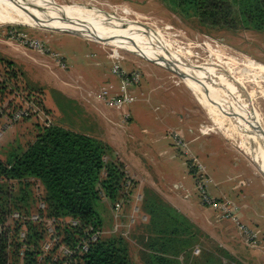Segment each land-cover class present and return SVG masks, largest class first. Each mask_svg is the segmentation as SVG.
I'll list each match as a JSON object with an SVG mask.
<instances>
[{
	"label": "rangeland",
	"instance_id": "1",
	"mask_svg": "<svg viewBox=\"0 0 264 264\" xmlns=\"http://www.w3.org/2000/svg\"><path fill=\"white\" fill-rule=\"evenodd\" d=\"M31 1H36V4L49 10L78 9L83 12L87 9L108 15L115 21L125 22L135 31L138 30L159 43L176 62L189 68H199L207 77L219 75L220 80L226 79L236 95L233 80L248 103H252V108L260 119V130L264 134L263 35L253 31L233 33L226 30L204 29L193 17H181L170 0ZM89 35L86 31L71 33L62 29L54 30L39 25L9 22L3 14H0V158L2 160H5V154L13 147L25 148L33 142L40 128L52 123L100 137L96 127L85 126L87 124L82 121L84 112L78 114L72 101L65 95L71 92L74 97L76 93V97L86 96L88 92L96 91L110 78L112 62L108 55L116 49L118 52H115L116 56H124L121 64L125 70L137 67L141 71V85L138 88L143 87L149 91L151 98L155 96L157 99H153L151 104H146L154 111H151L152 114L159 115L164 109L168 112L173 111L171 112L173 115L176 112L181 116L182 121L179 123L178 119H175L174 125L179 127L182 124L184 130L190 129L184 139L189 141L187 147L183 145L185 141L181 138L172 141L176 150H189L203 166L227 164L229 175L226 184L236 181L243 183L244 186L254 185L252 180L245 177L246 175L237 178L241 163L256 164V160L249 154L245 135H240V130L229 117L217 114L214 109L204 106L195 92L183 81V77L177 73L119 44L110 45L103 39ZM87 37L96 38L99 42ZM221 71L224 74H221ZM77 74L83 77V81L77 77ZM62 91L65 95L61 94ZM236 96L239 98L238 94ZM168 99L172 104L161 106V102ZM156 106L159 108L157 111ZM159 125L160 122H157V129ZM161 125L163 132H168L172 123L164 120ZM183 129L178 128L180 132ZM163 140L170 143L167 138ZM174 161L182 171L179 181L183 189L191 193L192 199L199 200L194 178L187 173L182 158L177 157ZM190 165L192 168L195 164L192 162ZM195 168L197 169L198 165ZM124 192L128 198L117 201V210L115 209L112 215L110 210L112 206L103 198L105 208L109 212L104 213L106 221L102 226V236L123 238L131 262L146 264L148 235L144 226L149 223V216L140 207L138 210L135 208L136 204L140 205V201L136 200L137 193L133 194L130 186L127 190L124 189ZM129 192L132 193L131 197ZM261 192L264 193V189L262 191L258 189L257 193ZM159 198L162 200L160 195ZM28 204H30L29 210H35L36 202ZM113 227L115 231L112 230ZM14 229L16 230V227ZM194 232L198 242L192 244L191 252L168 256L176 259L179 264L211 262H204V258L216 264H220L221 261H224V264H245L243 261L251 264L248 245L241 242L243 251H239L236 258L226 254L219 248L216 240L198 227ZM36 235L35 233V237ZM195 247L200 250L197 255L193 254ZM11 252L15 254L13 248ZM75 263L70 260L68 264Z\"/></svg>",
	"mask_w": 264,
	"mask_h": 264
},
{
	"label": "trees",
	"instance_id": "2",
	"mask_svg": "<svg viewBox=\"0 0 264 264\" xmlns=\"http://www.w3.org/2000/svg\"><path fill=\"white\" fill-rule=\"evenodd\" d=\"M170 1L181 17H193L204 29L253 31L264 36V0ZM5 156V160L0 158L1 222L5 223L7 214L13 210L31 211L28 203L36 202L33 184L25 179L32 178L42 184L47 217L71 218L81 223L79 229L59 224V234L67 244L74 242L75 232L83 234L85 227L103 230L104 213L108 211L103 198L112 206V215L117 201L127 197L124 192L127 178L122 165L101 137L52 123L40 128L25 148L15 146ZM142 211L149 216V223L144 226L148 235L146 264H179L168 255L191 252L192 244L198 242L196 225L154 191L145 194ZM6 234L0 237V264H15L14 254L9 259ZM37 236L39 239L42 234ZM79 264L133 263L123 238L100 235L81 256Z\"/></svg>",
	"mask_w": 264,
	"mask_h": 264
},
{
	"label": "crops",
	"instance_id": "3",
	"mask_svg": "<svg viewBox=\"0 0 264 264\" xmlns=\"http://www.w3.org/2000/svg\"><path fill=\"white\" fill-rule=\"evenodd\" d=\"M88 39L99 42L96 38ZM111 52L108 55L112 62L110 78L104 81L96 91H90L86 96L77 97V93L75 97L71 92H67L68 94L65 95L62 91L61 94L72 101L78 114L84 112L82 121L87 124L84 125L96 127L98 135L112 147L114 157L122 165L126 178L130 181L132 193H137L136 200L139 199L140 205L136 204L135 208L142 209L145 194L148 191H154L161 196L164 202L174 207L206 235L216 240L219 248L226 254L237 258V253L243 251L242 245L245 244L250 247L248 250L251 253V264H264V193H257L258 189L261 191L264 189V172L255 163L254 165L243 162L240 166L241 170H238L237 178L240 179L242 175H246L245 177L252 180L254 185L244 186L243 183L236 181L226 184L229 175L227 164L203 166L189 150H176L172 141L180 138L184 140L190 129L184 130L182 124L179 127L174 125L175 119H178L179 123L182 121L181 116L176 112L173 115L171 114L173 111L168 112L164 109L159 115L152 114L153 110L146 104H151L155 96L151 98L148 90L143 87L142 89L138 88L141 85V71L137 67L125 70L121 64L124 56H116V49ZM115 67L125 75L137 71L139 82L133 85L124 84L122 77L113 73L112 70ZM220 73L224 74L223 71ZM77 77L83 81L81 75ZM183 81L191 89L189 84L185 80ZM103 90L107 91V97L104 96ZM191 90L193 91V89ZM111 96H126L128 101L118 105L109 104L107 98ZM163 104L171 105L172 101L168 99L161 102V106ZM247 104L252 110V103ZM155 110H159L158 106L155 107ZM164 120H169L172 123L168 132H163L161 124ZM157 122H160L159 129H157ZM178 128L183 131L180 132ZM258 129H260V119ZM165 138L169 139V144L164 142ZM188 144L189 141L183 142L186 147ZM263 152L262 150L260 154L262 160ZM177 157L182 158L187 173L194 178L199 200L192 199L191 193L183 189V185L179 181L182 171L174 161ZM192 162L195 165L191 168ZM199 182H203L206 194L213 198L214 202L226 208L230 207L229 217H222L223 210L219 206H209L203 202L197 189ZM132 193L129 192V197L132 196ZM226 204L229 205L226 206ZM240 225H244L245 230ZM243 262L249 263L248 261ZM220 264H224V261H221Z\"/></svg>",
	"mask_w": 264,
	"mask_h": 264
},
{
	"label": "bare ground",
	"instance_id": "4",
	"mask_svg": "<svg viewBox=\"0 0 264 264\" xmlns=\"http://www.w3.org/2000/svg\"><path fill=\"white\" fill-rule=\"evenodd\" d=\"M35 2L31 0H0V14H3L9 22L39 25L54 30L86 31L94 37L106 40L110 44H119L180 74L204 106L214 109L217 114L229 117L235 127L240 130V135H245L249 154L255 157L256 164L264 172V152L263 160L262 155L260 156L262 150L264 151V134L262 130L258 129L259 118L254 109L251 110L247 99L232 79L235 86L234 91L236 90V95L238 94L239 98L234 94L235 92L230 88L226 79L220 80L219 75L207 77L203 75L204 71L199 68H189L187 65L176 62L159 43L154 42L151 37L142 32L135 31L125 22L115 21L108 15H101L87 9L83 12L78 9L49 10Z\"/></svg>",
	"mask_w": 264,
	"mask_h": 264
},
{
	"label": "built area",
	"instance_id": "5",
	"mask_svg": "<svg viewBox=\"0 0 264 264\" xmlns=\"http://www.w3.org/2000/svg\"><path fill=\"white\" fill-rule=\"evenodd\" d=\"M112 71L114 74L122 77L124 84L133 85L139 82V73L137 71L126 75L117 67L113 68ZM103 94L107 97L106 90H103ZM127 101L126 96H111L107 98V102L113 105H118ZM24 181L28 183L32 182L36 205L35 210L30 212L13 210L7 214L5 223L0 221V237L7 233L6 245L9 259L10 255L13 256V252H11L13 248V251H17L16 254H14L16 257L15 264H68L70 260L79 264L81 256L98 240L100 235H102V231L94 230L90 226L85 227L83 234L75 232L77 236H73V243H65L58 231L59 224L79 229L81 223L79 220L71 218L55 220L47 217L45 215V203L42 200V195L44 193L42 184L32 178L25 179ZM124 186L125 190L130 186V181L128 179H126ZM197 189L206 205L219 206V208L223 210L222 217H229L228 214L231 212L230 207L226 208L214 202L213 198L206 194L203 182L198 183ZM228 205L229 204H226V206ZM116 206L117 204H115L113 211L116 209ZM15 227L16 230L14 229ZM240 227L245 230L244 225H240ZM112 230L115 231V228L113 227ZM35 233L37 235L42 234V236L38 239L37 235L35 237ZM199 252L200 250L198 247L193 249V254L197 255Z\"/></svg>",
	"mask_w": 264,
	"mask_h": 264
},
{
	"label": "water",
	"instance_id": "6",
	"mask_svg": "<svg viewBox=\"0 0 264 264\" xmlns=\"http://www.w3.org/2000/svg\"><path fill=\"white\" fill-rule=\"evenodd\" d=\"M66 32H71V33H76V31H72V30H65ZM167 67V66H166ZM179 75V74H178ZM180 76V75H179ZM182 77V76H181Z\"/></svg>",
	"mask_w": 264,
	"mask_h": 264
}]
</instances>
